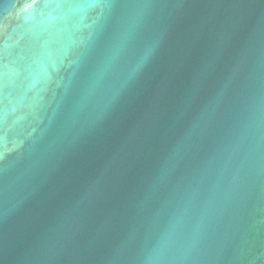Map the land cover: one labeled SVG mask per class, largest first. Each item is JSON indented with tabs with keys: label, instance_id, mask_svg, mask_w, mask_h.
<instances>
[{
	"label": "water",
	"instance_id": "obj_1",
	"mask_svg": "<svg viewBox=\"0 0 264 264\" xmlns=\"http://www.w3.org/2000/svg\"><path fill=\"white\" fill-rule=\"evenodd\" d=\"M0 264H264V0H0Z\"/></svg>",
	"mask_w": 264,
	"mask_h": 264
}]
</instances>
